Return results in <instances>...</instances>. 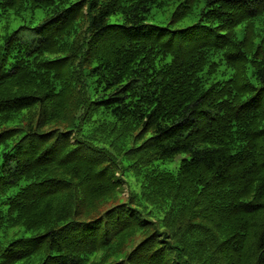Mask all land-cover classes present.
Listing matches in <instances>:
<instances>
[{"label": "trees", "instance_id": "16d2710c", "mask_svg": "<svg viewBox=\"0 0 264 264\" xmlns=\"http://www.w3.org/2000/svg\"><path fill=\"white\" fill-rule=\"evenodd\" d=\"M38 7L0 35V230L32 232L0 264H264V0H0V20Z\"/></svg>", "mask_w": 264, "mask_h": 264}, {"label": "rangeland", "instance_id": "374dc122", "mask_svg": "<svg viewBox=\"0 0 264 264\" xmlns=\"http://www.w3.org/2000/svg\"><path fill=\"white\" fill-rule=\"evenodd\" d=\"M171 10L172 8H168V9L154 8L152 10V14H155V16L154 15L152 16V20H155V21L163 20V22L166 23L170 19ZM194 16L195 14L185 17L179 23H177L176 26L182 27L184 25H187L193 22L197 18L196 16L195 17ZM44 17H45V10L42 7L36 8L35 12L29 11V10L23 12L22 14H16L14 12H11L8 15L3 16L0 20V35L6 32H9L13 29H16L21 25L35 26L40 21H42ZM110 19L111 20H121V17L118 14H112L110 16ZM21 34L25 38H32L34 37V35H36V31L32 27H25L21 29ZM1 39L2 37H0V40ZM186 156H187L186 154H179L172 160H165V161L159 160L157 161L156 164L159 165L161 168L176 170L178 168V165L181 159H183ZM121 192L122 193L119 196L120 199L127 200L128 192H129V187L127 183L123 184L121 188ZM118 200L119 199H116L115 201H118ZM115 201H110L106 203L105 205L102 206L101 209H105L106 207L111 206L112 204L115 203ZM16 231H19V232L15 233ZM31 233L32 232L30 231L25 232L23 227L11 228L8 231H5L2 229L0 230V241L3 244H6L8 243L9 239H11L14 236H20L24 234L29 235ZM142 237H143L142 235H137L135 239L133 240V242L129 246H127L128 250H130V248L134 246ZM101 252L102 251L100 250V251L93 253L91 255V258L92 259H94L95 257L98 258L101 255ZM42 257L43 256H41V254H36L28 258V260L22 259V260L17 261L14 264H38L41 261ZM106 264H109V263H106Z\"/></svg>", "mask_w": 264, "mask_h": 264}]
</instances>
